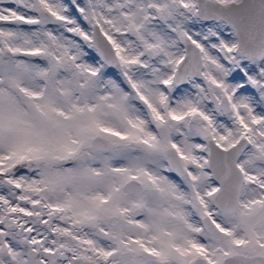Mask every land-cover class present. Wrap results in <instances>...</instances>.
<instances>
[{
  "label": "snow or ice",
  "instance_id": "snow-or-ice-1",
  "mask_svg": "<svg viewBox=\"0 0 264 264\" xmlns=\"http://www.w3.org/2000/svg\"><path fill=\"white\" fill-rule=\"evenodd\" d=\"M0 264H264V0H0Z\"/></svg>",
  "mask_w": 264,
  "mask_h": 264
}]
</instances>
